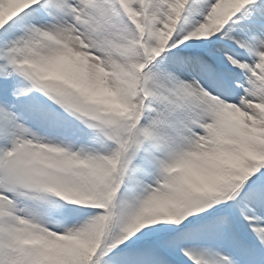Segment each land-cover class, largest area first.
<instances>
[{
  "label": "snow or ice",
  "instance_id": "6c2138e0",
  "mask_svg": "<svg viewBox=\"0 0 264 264\" xmlns=\"http://www.w3.org/2000/svg\"><path fill=\"white\" fill-rule=\"evenodd\" d=\"M0 264H264V0H0Z\"/></svg>",
  "mask_w": 264,
  "mask_h": 264
}]
</instances>
